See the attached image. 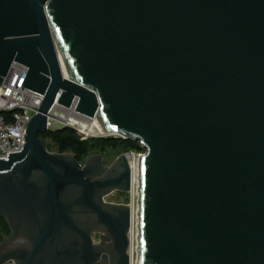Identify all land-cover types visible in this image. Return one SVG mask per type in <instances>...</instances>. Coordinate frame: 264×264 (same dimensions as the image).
I'll return each instance as SVG.
<instances>
[{
  "label": "water",
  "instance_id": "1",
  "mask_svg": "<svg viewBox=\"0 0 264 264\" xmlns=\"http://www.w3.org/2000/svg\"><path fill=\"white\" fill-rule=\"evenodd\" d=\"M13 62L42 100L0 158V264H131L125 153L40 135L73 101L144 149L136 264H264V0H0V85Z\"/></svg>",
  "mask_w": 264,
  "mask_h": 264
},
{
  "label": "built area",
  "instance_id": "2",
  "mask_svg": "<svg viewBox=\"0 0 264 264\" xmlns=\"http://www.w3.org/2000/svg\"><path fill=\"white\" fill-rule=\"evenodd\" d=\"M27 67L21 63L13 62L10 66L7 76L4 77L0 85V158L7 160V154L19 152L24 145V134L28 122L40 105L42 94L23 87V74ZM79 114L75 111V101L66 107L54 103L48 113L46 122L47 130H56L67 127V117ZM81 115V114H79ZM139 149H130L125 152L130 171V190L129 204L131 209V224L129 229L130 247H132L134 230L136 229V199L130 194L135 191L137 198V186L133 184V172L137 170L138 179V157L144 154V149L139 143ZM135 207V211H134ZM136 243V240H135ZM4 264H14L13 261H7Z\"/></svg>",
  "mask_w": 264,
  "mask_h": 264
},
{
  "label": "trees",
  "instance_id": "3",
  "mask_svg": "<svg viewBox=\"0 0 264 264\" xmlns=\"http://www.w3.org/2000/svg\"><path fill=\"white\" fill-rule=\"evenodd\" d=\"M49 139L57 147V152L74 153L79 161H83L88 155L93 153H102L107 147L116 148L121 146L125 152L130 149H139V142L132 140H123L121 138H81V136L70 127H62L56 130H47L40 134ZM99 149V152H92ZM5 231L10 233V228L3 219Z\"/></svg>",
  "mask_w": 264,
  "mask_h": 264
},
{
  "label": "rangeland",
  "instance_id": "4",
  "mask_svg": "<svg viewBox=\"0 0 264 264\" xmlns=\"http://www.w3.org/2000/svg\"><path fill=\"white\" fill-rule=\"evenodd\" d=\"M70 127L72 129H74L80 136L81 138L85 139V138H93V139H97L98 137H91L89 135H87L85 132L80 131V129L74 127V126H67ZM47 140V149L49 151H53V152H57V147L53 144V142L49 139ZM137 150V149H134ZM92 152H99V149H95ZM121 153H125V150L121 147L118 146L116 148L113 147H107L103 152H102V156H103V162L106 164H110L111 162H113L117 156H119ZM105 200L107 201H112V202H127L129 200V193L127 192H121V191H113L111 194L107 195L105 197ZM3 217L0 216V241H2L8 234L5 231V227H4V222H3ZM6 221V220H5ZM93 238L96 240V236H93ZM136 244V243H135Z\"/></svg>",
  "mask_w": 264,
  "mask_h": 264
},
{
  "label": "bare ground",
  "instance_id": "5",
  "mask_svg": "<svg viewBox=\"0 0 264 264\" xmlns=\"http://www.w3.org/2000/svg\"><path fill=\"white\" fill-rule=\"evenodd\" d=\"M67 123L69 124V126H74L78 129H80V131L85 132L87 135L91 136V137H98L100 135H103V132L100 128V126L98 125L97 121L93 118H88L85 117L83 115H79L76 114L74 116H69L67 117ZM138 183V179H137V170H134L133 172V184L134 187L136 188V184ZM133 195V198L136 199V193L135 191H131V193ZM134 211H135V207H134ZM134 240L132 243V247H130L129 253L131 254V264H136L135 263V258H136V244H135V239H136V229L134 230V236H133Z\"/></svg>",
  "mask_w": 264,
  "mask_h": 264
},
{
  "label": "flooded vegetation",
  "instance_id": "6",
  "mask_svg": "<svg viewBox=\"0 0 264 264\" xmlns=\"http://www.w3.org/2000/svg\"><path fill=\"white\" fill-rule=\"evenodd\" d=\"M107 165H109V164H107ZM107 201V200H106ZM112 202V201H111ZM93 236H96V238H98V235L97 234H95V235H93ZM95 240V239H94ZM97 240V239H96Z\"/></svg>",
  "mask_w": 264,
  "mask_h": 264
}]
</instances>
